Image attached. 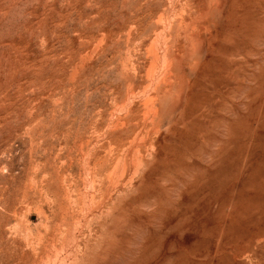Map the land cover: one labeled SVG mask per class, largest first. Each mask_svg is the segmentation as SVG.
<instances>
[{
    "label": "rangeland",
    "instance_id": "rangeland-1",
    "mask_svg": "<svg viewBox=\"0 0 264 264\" xmlns=\"http://www.w3.org/2000/svg\"><path fill=\"white\" fill-rule=\"evenodd\" d=\"M0 264H264V0H0Z\"/></svg>",
    "mask_w": 264,
    "mask_h": 264
}]
</instances>
